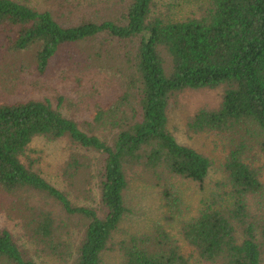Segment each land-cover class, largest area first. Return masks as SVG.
Masks as SVG:
<instances>
[{
  "label": "trees",
  "instance_id": "1",
  "mask_svg": "<svg viewBox=\"0 0 264 264\" xmlns=\"http://www.w3.org/2000/svg\"><path fill=\"white\" fill-rule=\"evenodd\" d=\"M118 3L119 16L88 0L73 4L70 14L82 16L62 22L28 2L0 0L1 62L31 52L44 75L61 49L83 44L88 63L108 62L119 87L83 127L46 99L0 101V196L19 227V240L0 229V264H103L107 255L116 264H264V184L254 165L264 154V0ZM187 3L194 11L174 18ZM205 89H222L221 104L198 110L187 127L222 136L228 153L215 191L191 212L181 209L177 181L202 191L213 163L176 140L169 102ZM36 138L70 144L64 190L34 169L28 151ZM132 179L158 189L170 213L162 218L176 223L178 239L159 221L123 230Z\"/></svg>",
  "mask_w": 264,
  "mask_h": 264
},
{
  "label": "rangeland",
  "instance_id": "2",
  "mask_svg": "<svg viewBox=\"0 0 264 264\" xmlns=\"http://www.w3.org/2000/svg\"><path fill=\"white\" fill-rule=\"evenodd\" d=\"M20 1L28 2L40 10H50L54 15H62V22L79 19L81 14H70L73 4L84 5L86 2V0ZM88 1L93 5L95 4L96 9H101L100 6L108 7L113 15L119 16L121 4L118 3V0ZM69 3L72 4L69 5ZM176 3L179 4L178 1ZM195 5L196 3L180 4L177 11H174L173 17L179 18L182 15H189L191 11H194ZM65 7L69 8V12L65 10ZM89 44L95 45L88 43L89 48H92ZM108 45L109 43L105 44L104 47H108ZM84 48L83 44H79L61 49L50 62L44 75H39L36 72L31 52L20 54L19 57L4 55L3 62L0 61V101L13 102L29 98L46 99L54 106L59 105L60 111L65 117L73 119L82 127L87 122H91L95 108L97 106L107 107L118 95L119 87L116 75L111 73L114 71L107 69L111 65L108 62L98 64L99 62L92 61V63H88V59L82 52ZM0 55L2 56L1 48ZM222 93V89L186 90L170 99L169 129L176 140L180 144L208 156L213 163L211 173L206 179L202 191L194 183L177 181L180 186L179 195L183 205L182 210L185 207L194 212L200 206V202L205 198L208 199V195L215 191L216 183L221 179L220 166L226 153H228L227 143L222 136L214 133L194 134L188 129L187 124L198 110L217 109L222 101ZM70 152L71 146L67 139L36 138L31 143L28 154L34 169L61 190L65 187L63 186L65 176L63 171ZM256 156L258 158L254 165L260 168V180L264 184V154L258 153ZM23 162H25L24 159ZM5 202V197L0 196V229H9L19 240L17 221L11 217L8 218L4 209ZM161 203L162 200L157 188L151 187L141 179H132L125 193L128 213L122 224L123 230L127 233H139L146 231L152 223L159 221L163 226L164 223L167 224L166 230L175 240L178 239L179 233L176 223L170 224L169 221L162 218V214L169 216L170 213L161 209ZM249 210L251 213H257L255 202L249 201ZM122 232H120V237ZM75 236L76 234L72 237V241ZM180 245L184 255L191 256L193 254V250L184 243ZM116 263L117 259L113 255L103 257V264Z\"/></svg>",
  "mask_w": 264,
  "mask_h": 264
}]
</instances>
